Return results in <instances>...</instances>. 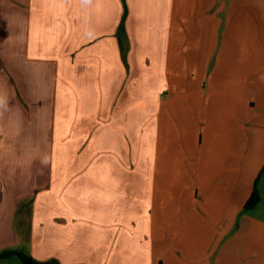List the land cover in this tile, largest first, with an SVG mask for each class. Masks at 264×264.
Segmentation results:
<instances>
[{
    "label": "crops",
    "instance_id": "0c3cea01",
    "mask_svg": "<svg viewBox=\"0 0 264 264\" xmlns=\"http://www.w3.org/2000/svg\"><path fill=\"white\" fill-rule=\"evenodd\" d=\"M263 170L264 0H0V264H264Z\"/></svg>",
    "mask_w": 264,
    "mask_h": 264
},
{
    "label": "rangeland",
    "instance_id": "374dc122",
    "mask_svg": "<svg viewBox=\"0 0 264 264\" xmlns=\"http://www.w3.org/2000/svg\"><path fill=\"white\" fill-rule=\"evenodd\" d=\"M5 74H6V77H7V82L12 84L13 80L15 78L14 73H12L10 71H7ZM76 77H78V75ZM73 78L75 79V77H73ZM37 82H39L38 81V76H37ZM30 83L28 82V85ZM76 83L77 82L74 81L72 84H68V85L65 84V86L69 88L70 93L72 94V96L77 94V91H76V88H75ZM10 88L11 87L9 85L7 87L8 91L12 90L14 95H15V97L19 99L20 98V92L18 90L16 91V90L10 89ZM54 92H56V89H54ZM19 101H20V99H19ZM23 108H25V110L27 112H30L28 106L23 105ZM73 121H74L73 122V126L76 128L75 134L72 135L71 133H67L66 135H61L63 140L60 141V142H63V148H65V146L67 147V149H66L67 153L66 154L62 153V156H65V157H63L62 160L70 161L71 158L75 156V154H76L75 151L79 150V148L81 147V145L83 143L87 144L89 141H91L90 144H89V147H87V152L83 155V159L89 160L90 158L88 156V151L92 147L94 138H93L92 134L88 138L84 136L86 134L85 133V127H84L83 122L81 120H73ZM99 121L100 122L98 124V127L99 126H105V124L107 122L106 120H102V119H99ZM52 123H56V122L54 121ZM89 123H91V127H97V118L93 119ZM87 124H88V122H87ZM116 125H117V128L114 127ZM128 125H129V123H128ZM126 127H127V124L125 122H117V123L113 122L112 124H109L108 131L110 130V132L113 135L112 141H110V143H105L106 139H105V137L103 135L99 139H97V145H98L97 154H93L92 155V159H97L98 162L99 161H104L106 159L113 160L115 155H116L114 153V151H118L119 150V148L115 147V145L117 144V141L120 143V145H121L120 149L123 150V151H125L126 148L129 149L130 146L136 147L138 145V143L141 142V140H142V131L141 130H142L143 126H139L138 127L139 131H140V135H139V137L137 139L131 138V137H129L127 135V132L125 130ZM81 128H82V130H84L83 132H81V130H80ZM112 128H113V130H112ZM62 133H63L62 130H60L59 134H62ZM106 150H109V151L105 152ZM100 151H104V152H100ZM117 159L121 160L122 162L127 161V157L124 154H122V156L119 155L117 157ZM128 159H130V158H128ZM135 160H136V158H135ZM57 167H58V165H55V170H53V171L58 170ZM64 171L67 172L69 170H63V172ZM81 171H82L81 169L78 170V172H81ZM89 171H92V170H89ZM261 176H262V178H264L263 177L264 176V172L259 173V177L258 178H260ZM87 178L91 179L92 177L91 176H87ZM258 208H259V210L260 209L264 210V196H263V200L259 204ZM29 213H31V209H30ZM24 215H25L24 213H22L20 215V212H19V215L15 217V222H14V229H15V231H17V233L19 234L20 237L22 236V231L24 230V228H28V231H29L30 221H29V219L25 221ZM10 251H15L17 253L21 251V252H23L22 256H24L25 254L29 253L28 252L29 249L26 248V246L22 247V246H17V245H16L15 248H12V250H10ZM16 260L21 262L19 259H16Z\"/></svg>",
    "mask_w": 264,
    "mask_h": 264
},
{
    "label": "trees",
    "instance_id": "16d2710c",
    "mask_svg": "<svg viewBox=\"0 0 264 264\" xmlns=\"http://www.w3.org/2000/svg\"><path fill=\"white\" fill-rule=\"evenodd\" d=\"M264 172V170H263ZM257 202V193L256 191L252 194L250 200L247 203V207H252L256 204ZM11 254H13V252L11 251H5L3 253H0V259H4V258H9L11 256ZM28 264H34V262L32 260H30L29 258L27 259Z\"/></svg>",
    "mask_w": 264,
    "mask_h": 264
}]
</instances>
